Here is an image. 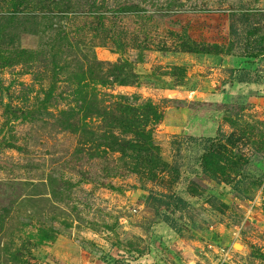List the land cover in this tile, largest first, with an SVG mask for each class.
<instances>
[{"label":"rangeland","instance_id":"1","mask_svg":"<svg viewBox=\"0 0 264 264\" xmlns=\"http://www.w3.org/2000/svg\"><path fill=\"white\" fill-rule=\"evenodd\" d=\"M60 1L54 15L23 19L21 29L2 17L43 14L51 0H0V26L10 25L12 45L36 57L0 65V264H264V53L196 54L183 51L180 39L186 33L226 45L232 23H240L236 14L246 10L264 29V0ZM101 18L124 49L95 36ZM92 50L105 62L132 61L137 83H96L95 68L82 67ZM243 68L252 82L232 79L231 70ZM83 84L107 104L119 95L134 102L138 93L163 110L154 137L180 168L176 182L132 173L117 153L91 151L82 167L67 162L76 147H96L90 134L58 125L62 111L73 110L99 124L80 111ZM219 133L230 135L222 142L246 162L228 182L203 173L204 141L191 140ZM163 191L190 208L156 213L147 196ZM223 247L232 248L229 256Z\"/></svg>","mask_w":264,"mask_h":264},{"label":"trees","instance_id":"2","mask_svg":"<svg viewBox=\"0 0 264 264\" xmlns=\"http://www.w3.org/2000/svg\"><path fill=\"white\" fill-rule=\"evenodd\" d=\"M40 1L42 2L43 0ZM62 4L60 0H51L49 5H54L53 8L47 6L49 11L43 14L29 12L18 16V13L14 14V10H12L9 15L2 18L8 22L18 23L22 27L21 29H23L26 25L21 20L25 19V21L29 22L32 18L48 17L49 13L54 15L56 11L55 7L58 8ZM42 5L45 6L44 4ZM63 9L64 14L70 11L67 8ZM240 12L241 14H236L240 23H232L230 28L231 38L228 44L199 43L185 33L180 36L182 40L181 48L183 51L190 53L215 56L236 54L237 56L254 57L264 53V29L250 22L251 15L249 11ZM103 19H100L101 25L97 26L96 30H98V33L95 36L103 35V39L110 37L109 39L115 45L117 52L124 49L126 46L124 40L121 37L112 35L111 31L105 28ZM1 25L0 31L2 32L1 39H3V42L2 49L0 48V58L4 59V62L0 64L2 68L14 65L15 63H27L36 58L35 53L32 51L25 48L18 49L13 46L12 41L15 40V36H13L12 31L9 29L11 26L6 24ZM65 33L66 31H64L63 36H65ZM102 43L104 42L102 41ZM95 46L97 45L93 44L91 47ZM142 46L140 45L139 47ZM9 49H12L13 52H7ZM92 52V55H89L88 52L84 54L85 64L82 67L85 68L88 65V71L89 68L90 70L93 67L95 68L96 83L103 86L115 82L120 85H134L137 83L139 75L135 72L132 61L119 58L116 62H105L99 60L93 50ZM52 59L54 61L53 67L56 64L55 68L58 67V59L55 56ZM231 72L232 79L237 82L253 81L246 68L241 69L239 74H237L238 70L235 69H232ZM88 87L89 84H83L79 89H76V93H81L83 97L80 111L86 112L85 116L98 119L99 122L97 123L99 124L91 126L85 121L87 117H76L78 112L73 110V112L62 111V115L59 117L60 124L58 123V125L72 133H80L81 135L90 134L93 137L90 143L93 144L96 141V147L94 150H88L85 145L76 147L67 162L82 167L83 160L88 156L91 157L93 151H97L99 155L102 153H117L119 154L118 158L125 162V169L132 173L145 176L152 179V181H155V178L159 175H162L163 178L166 175H172L173 180L170 184L176 182L180 175V168L177 164L173 163L172 165L164 159L161 146L156 142L154 137L156 126L163 120V110L150 100H142V96L138 93L132 94L134 102L129 100L130 96L119 95V97H116V100L107 104L105 96L98 98V91L97 94L92 93L91 96ZM52 91L53 89L51 88V91L48 92V97L52 94ZM225 136L226 134L223 133H219L216 137L198 138L193 136L191 140L204 141V152L200 157L203 173L217 178L219 181L222 179L228 182L234 180L235 176L244 170L246 162H243L241 157L236 159L230 153L228 144L222 142V138ZM226 137L231 140L230 135ZM146 201L154 208L156 213H159L163 207L170 209L171 213L185 212L191 206L188 200L172 191L151 192L147 196ZM170 226L178 234L184 235L182 225L179 226L178 222L171 220Z\"/></svg>","mask_w":264,"mask_h":264},{"label":"built area","instance_id":"3","mask_svg":"<svg viewBox=\"0 0 264 264\" xmlns=\"http://www.w3.org/2000/svg\"><path fill=\"white\" fill-rule=\"evenodd\" d=\"M136 211V210H135ZM223 251L226 253V256L230 255V253L232 252V248L231 247H223ZM228 253V254H227Z\"/></svg>","mask_w":264,"mask_h":264}]
</instances>
